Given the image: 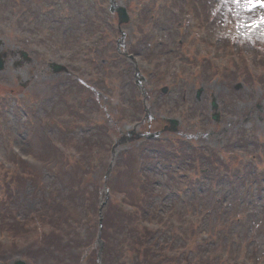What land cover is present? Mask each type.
Wrapping results in <instances>:
<instances>
[{"label":"rangeland","instance_id":"rangeland-1","mask_svg":"<svg viewBox=\"0 0 264 264\" xmlns=\"http://www.w3.org/2000/svg\"><path fill=\"white\" fill-rule=\"evenodd\" d=\"M115 1L130 18L120 28L125 42L107 0H0V258L83 264L82 250L57 261L32 253L51 231L42 214L58 212L52 225L60 228L87 210L82 196L103 198L106 186L112 200L144 208L142 220L161 230L149 244H171L173 264H264V0ZM124 44L145 78L144 101L133 65L116 53ZM53 61L69 74H53ZM211 95L224 111L219 124ZM167 119L179 121L177 134L145 139ZM74 155L81 163L64 171ZM199 156L208 161L194 163ZM76 192L78 207L66 201ZM17 220L27 226L20 235Z\"/></svg>","mask_w":264,"mask_h":264},{"label":"trees","instance_id":"trees-1","mask_svg":"<svg viewBox=\"0 0 264 264\" xmlns=\"http://www.w3.org/2000/svg\"><path fill=\"white\" fill-rule=\"evenodd\" d=\"M60 158L65 161L64 155L60 154ZM208 161L207 157L199 156L194 163L203 164ZM80 160H72L71 162H66L63 165V170L70 172V169L73 168V165L80 164ZM48 164V163H47ZM25 165V164H23ZM49 165V164H48ZM51 166V165H50ZM202 167H200L201 169ZM54 169V167H53ZM62 170V167L60 168ZM58 170H55L57 173ZM207 175V174H205ZM22 178H24L22 176ZM15 179V178H14ZM200 180V179H199ZM22 181V180H21ZM146 181V180H145ZM25 183L22 181V184ZM72 187V185L70 186ZM9 190V187H6ZM111 192V191H110ZM112 194V193H111ZM81 195L80 192H76L75 194H71L69 196V201L73 206H77L78 204L74 197ZM84 195H88L86 192ZM113 196V195H112ZM83 200V206L87 208V210H83L82 213L76 215L74 217H69L61 223L62 227L60 228L52 225L54 222L58 220V212L55 210L50 211L48 214L45 211L42 214V222L51 227V231L44 232L41 234V242L42 244L37 247L35 251L32 249V253H36L38 255L47 254V257H50L52 261H57L58 257H61L60 254H63L65 251H83L81 262L83 264H96L97 258V249L93 246L96 234L98 231V225L96 223H89L90 220L94 218H98V206H99V193L88 195L86 197H81ZM106 208L103 211V220H102V234L101 238L104 242L105 249L102 253V264H173L177 263V260L174 257L168 258L167 252L169 246H165V248H159L156 251H153L152 244H149V240L151 236L158 234L161 230H152L150 227L146 225V222L142 220L144 217V208L139 204L134 202V200H129L127 197H122L119 201L112 200V197L108 199ZM91 215H95V217H91ZM41 216L39 212H37L32 220L35 222V217ZM85 218H84V217ZM83 218V219H82ZM85 220V221H83ZM149 221L154 222V219H150ZM155 224V222H154ZM159 224V222H157ZM9 225V224H8ZM75 225V230L77 233H73L69 228ZM84 227L87 230V235L83 236L80 233V229ZM12 229L17 231L19 235L21 232L27 231V226L25 225V220H17V224L12 226ZM47 231V230H45ZM58 234L63 235V238ZM81 236L85 238L84 242H77V239ZM63 239H66L67 242L63 245ZM74 244H78L77 246ZM2 244H0L1 250ZM111 247V249H110ZM46 249L48 251H41V249ZM120 250V253L118 252ZM169 250V251H167ZM117 252L119 254L117 259ZM150 253L153 255L151 256ZM28 255L31 257H28ZM22 253V258L27 259L32 264H37L35 262V258L30 254ZM80 255V256H81ZM80 256H78L80 260ZM7 257L1 255L0 263H5ZM62 264V263H58ZM179 264H187L185 260L181 259V263ZM192 264V263H191Z\"/></svg>","mask_w":264,"mask_h":264},{"label":"water","instance_id":"water-1","mask_svg":"<svg viewBox=\"0 0 264 264\" xmlns=\"http://www.w3.org/2000/svg\"><path fill=\"white\" fill-rule=\"evenodd\" d=\"M111 11L112 12H114V11L116 12L117 17H118V21H119V25L128 22L129 18H128L127 13H126L124 8L113 6L111 8ZM0 45H1V41H0ZM21 55L25 59H27V56H26L25 53H21ZM4 58H5V55L0 52V72L4 69V60H3ZM50 67L52 68L54 73H59V72L64 71L63 67L55 65V64L51 65ZM165 91L166 90H163V92H165ZM200 93H201V90H199L197 92V99H199ZM211 108H212L213 111H215V112L217 111V104H216L215 100L212 102ZM217 117H218V114H214L212 116L213 120H215V121L217 120ZM169 124H170V128L168 130L171 131V132H175L176 131L177 122L171 120V121H169ZM158 135L159 134L151 135L150 138L156 137ZM99 249L100 250H99V254H98V263H100L101 252H102V249H103V244L100 242V240H99ZM13 264H25V263L23 261L18 260V261H15Z\"/></svg>","mask_w":264,"mask_h":264},{"label":"flooded vegetation","instance_id":"flooded-vegetation-1","mask_svg":"<svg viewBox=\"0 0 264 264\" xmlns=\"http://www.w3.org/2000/svg\"><path fill=\"white\" fill-rule=\"evenodd\" d=\"M211 97H214V95H211ZM216 99L218 100V98H217V97H216ZM219 107H220V106H219ZM221 113H222V115L224 116V111H222ZM227 121H228V120H227ZM226 124H229V123H228V122H226V123H225V125H226Z\"/></svg>","mask_w":264,"mask_h":264}]
</instances>
